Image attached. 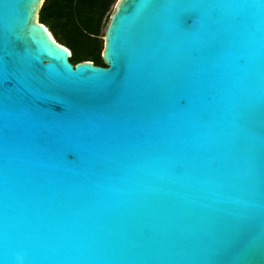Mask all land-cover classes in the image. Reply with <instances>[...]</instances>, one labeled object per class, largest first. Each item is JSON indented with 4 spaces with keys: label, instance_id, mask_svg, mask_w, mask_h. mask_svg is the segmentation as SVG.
I'll list each match as a JSON object with an SVG mask.
<instances>
[{
    "label": "water",
    "instance_id": "1",
    "mask_svg": "<svg viewBox=\"0 0 264 264\" xmlns=\"http://www.w3.org/2000/svg\"><path fill=\"white\" fill-rule=\"evenodd\" d=\"M44 0H0V264H264V0H117L105 65Z\"/></svg>",
    "mask_w": 264,
    "mask_h": 264
},
{
    "label": "trees",
    "instance_id": "2",
    "mask_svg": "<svg viewBox=\"0 0 264 264\" xmlns=\"http://www.w3.org/2000/svg\"><path fill=\"white\" fill-rule=\"evenodd\" d=\"M113 0H44L39 9V20L49 27L55 39L71 51L69 59L75 63L91 59L105 65L98 38L101 20ZM87 43L88 48L83 49Z\"/></svg>",
    "mask_w": 264,
    "mask_h": 264
},
{
    "label": "rangeland",
    "instance_id": "3",
    "mask_svg": "<svg viewBox=\"0 0 264 264\" xmlns=\"http://www.w3.org/2000/svg\"><path fill=\"white\" fill-rule=\"evenodd\" d=\"M117 0H113L108 9L106 10L102 20H101V24L99 26V31H98V38L102 40V43L104 44V32H105V29H106V26L109 22V19H110V15L112 13V11L114 10V6H115V3H116ZM48 27V26H47ZM49 28V27H48ZM61 43V42H60ZM65 45V44H64ZM81 47H83V49H87L88 48V44L85 43L83 44Z\"/></svg>",
    "mask_w": 264,
    "mask_h": 264
}]
</instances>
